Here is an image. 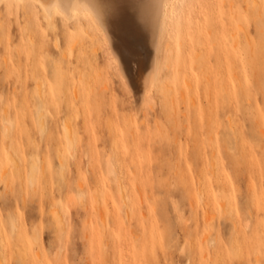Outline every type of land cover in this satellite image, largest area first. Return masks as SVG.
Masks as SVG:
<instances>
[{
	"label": "rangeland",
	"instance_id": "rangeland-1",
	"mask_svg": "<svg viewBox=\"0 0 264 264\" xmlns=\"http://www.w3.org/2000/svg\"><path fill=\"white\" fill-rule=\"evenodd\" d=\"M220 2L202 65L160 37L139 110L95 26H48L27 2L0 12V192L36 191L22 217L0 213V264H264V0L259 16ZM230 17L236 43L220 30ZM65 212L62 243L49 225Z\"/></svg>",
	"mask_w": 264,
	"mask_h": 264
},
{
	"label": "snow or ice",
	"instance_id": "snow-or-ice-1",
	"mask_svg": "<svg viewBox=\"0 0 264 264\" xmlns=\"http://www.w3.org/2000/svg\"><path fill=\"white\" fill-rule=\"evenodd\" d=\"M74 6L85 9V15L96 27L97 32L105 37L108 67L119 78L126 101L133 106L138 103L133 86L136 82L142 84L144 98L147 100L150 95L149 86L155 82L160 72V62L158 56L152 57L151 53H145L142 47V36L154 31L158 23L157 13L161 0H82V3ZM168 6L167 3L163 4L165 9ZM38 7L46 8L47 6L41 3ZM74 18L77 17L57 12L52 20L59 24L61 20L67 23ZM39 150H43L42 146ZM35 198L34 184L29 187L25 195L23 182H21L20 191L17 192L15 185L9 190L7 181H4V191L0 192V213L7 211L9 217H22L29 210V202L34 203ZM21 199L25 202L23 211H21ZM13 200L16 201L14 209ZM246 207V201L241 196L235 215L239 216ZM69 215V212H65L64 221H55L49 225L53 232L58 231L62 243L64 224L68 221ZM70 242L71 230H69Z\"/></svg>",
	"mask_w": 264,
	"mask_h": 264
},
{
	"label": "bare ground",
	"instance_id": "bare-ground-1",
	"mask_svg": "<svg viewBox=\"0 0 264 264\" xmlns=\"http://www.w3.org/2000/svg\"><path fill=\"white\" fill-rule=\"evenodd\" d=\"M220 1L221 0H218V2L216 3V8H212L210 4H208L204 0H161V6L158 9V13H157L158 23L156 24L154 31H150L148 33L143 34V40L145 41V45L143 46L145 47L151 46L153 48V52L151 50L152 57L158 56L159 58L160 51L161 50L165 51L164 45H168L167 48H169V50L171 48L172 53H179L183 55L185 60L189 64L192 62H196V60L201 64L202 61H201L200 50L202 48H205L207 50L206 45L208 38L201 36L199 32L202 30L204 31L205 29L207 30L206 27L209 25L211 14L221 9L222 2ZM230 1L231 0H227V4L229 8H230V3H229ZM257 1L258 0H251L252 12L254 16H259L260 14ZM24 2H27L30 5L36 4L37 6L41 3H44L47 7L46 8L39 7V8L42 11L44 18L46 19V23L48 26H52V27L55 26V22L52 20V17L57 12H60L67 16L77 17L74 19L80 21V25L84 28L83 31L88 28L90 29L91 26H93L92 28H94L92 22L85 15V9L77 8L74 6L82 3V0H0V12L8 10V8H10V6L12 5H17L19 3H24ZM164 3H167L169 5L166 9L163 7ZM22 7L25 8L26 5L23 4ZM228 10L230 11V9ZM229 19L231 21L227 25L224 24L220 26V30H222L223 32L224 30H226L232 42L236 43V36L234 33L236 32L237 29L236 27L240 26L241 24L237 23V25H235V21L232 19V17H230ZM94 30H96V27ZM94 32L96 33L97 30ZM96 35L94 34L92 36L94 37ZM160 37L164 39V42L166 44L165 43L164 45L162 43L160 44L161 41ZM81 44L82 41H79L76 44L77 45L76 47L79 48V45ZM167 50L166 53L168 54L169 52ZM201 52H205V51H201ZM202 55L204 58L205 54ZM159 62H160V58H159ZM134 85H135L134 88L136 90V99L138 101V103H136V109L139 110V103H140V99L143 98L142 96L144 90L142 84L136 82L134 83ZM138 112L139 111H137V113ZM37 123L39 129H42L43 120L41 116H38ZM66 124H64L63 126V131L66 140L68 142V145L70 147L72 144V139H71L69 126H67ZM109 171H111V168H109ZM117 177L118 176H116L115 178V183L118 190V196L123 201V191H122L123 186L121 184L120 178ZM221 206L223 207L224 204L222 203ZM56 220L61 221L58 215H56Z\"/></svg>",
	"mask_w": 264,
	"mask_h": 264
}]
</instances>
